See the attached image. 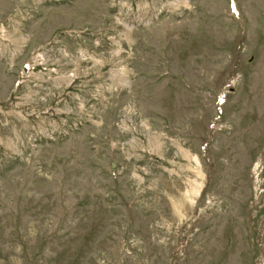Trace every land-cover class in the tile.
I'll list each match as a JSON object with an SVG mask.
<instances>
[{"label":"rangeland","instance_id":"1","mask_svg":"<svg viewBox=\"0 0 264 264\" xmlns=\"http://www.w3.org/2000/svg\"><path fill=\"white\" fill-rule=\"evenodd\" d=\"M0 264H264V0H0Z\"/></svg>","mask_w":264,"mask_h":264}]
</instances>
